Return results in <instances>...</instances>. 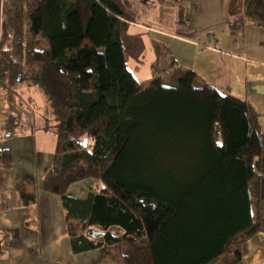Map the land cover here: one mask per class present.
Listing matches in <instances>:
<instances>
[{
  "label": "trees",
  "instance_id": "16d2710c",
  "mask_svg": "<svg viewBox=\"0 0 264 264\" xmlns=\"http://www.w3.org/2000/svg\"><path fill=\"white\" fill-rule=\"evenodd\" d=\"M5 10L0 0V100L29 107L8 96L27 81L49 103L55 124L43 129L57 143L43 190L61 198L73 252L113 248L116 264H247L243 246L264 233V132L251 105L201 83L155 39L153 70H170L177 85L139 83L128 62L145 46L130 34L128 0H38L24 18ZM229 16L264 28V0H232ZM21 127L10 117L5 130ZM11 162L0 149V166ZM89 180L100 190L69 194Z\"/></svg>",
  "mask_w": 264,
  "mask_h": 264
},
{
  "label": "crops",
  "instance_id": "0c3cea01",
  "mask_svg": "<svg viewBox=\"0 0 264 264\" xmlns=\"http://www.w3.org/2000/svg\"><path fill=\"white\" fill-rule=\"evenodd\" d=\"M128 1L137 14L130 34L141 36L145 46L138 64L128 62L139 83L170 73L153 70L157 56L152 39L162 41L179 66L193 71L201 83L248 102L264 132V28L230 17L232 0H157L158 7ZM12 110L0 100V149L12 157L9 168L0 166V264H116L103 250L73 252L61 198L43 190L53 167L56 135L43 129L44 115L39 114L6 132L9 117H25ZM86 183L74 184L69 194L84 198L90 189ZM243 256L247 264H264L263 233L243 246Z\"/></svg>",
  "mask_w": 264,
  "mask_h": 264
},
{
  "label": "rangeland",
  "instance_id": "374dc122",
  "mask_svg": "<svg viewBox=\"0 0 264 264\" xmlns=\"http://www.w3.org/2000/svg\"><path fill=\"white\" fill-rule=\"evenodd\" d=\"M37 1L38 0H2V4H3L4 8L6 9L5 11H7L9 9L10 10L17 9L18 11L21 10L22 11V17L24 18L27 15V11L32 6H34ZM141 1L142 2L150 1V3H149L150 5H156L158 7L157 0H141ZM145 12H146V10H145ZM2 17H3V15H2ZM168 20H169V17H168V13H167V14H165V19L163 21L168 22ZM131 27H132V24L130 25V28ZM26 30H27V28H26ZM135 62L137 64L139 63V61H135ZM162 85L164 87H170V88L176 86L177 85L176 76L174 74H171L168 72L166 75L163 76ZM9 87H10V89H9L8 96L12 97V98H9L12 102H14V100L19 102V100L22 98L24 100H28L30 98L29 107H25L26 109H24L20 106H17V105L15 106V104L12 105V104L8 103L10 105V107L13 108L12 111L17 113V115L21 114V113H23V115H25V117L23 116V119H19L18 117H15L16 119H19L20 122L21 121H27L25 118H28L29 116L34 117L35 115L39 114L41 116L44 115L43 118L45 119L46 127H48L49 125L52 126L55 124L54 119L51 117V115L48 112L46 113L44 110L41 111L40 109L37 108L38 105H40L41 107H45L46 109L49 107V103H48L46 97L43 95V93L38 88H35V87L33 88V86L27 81H22L21 83L9 85ZM15 97H17V98H15ZM37 99H38L40 104L37 102ZM90 145H92L91 140H90ZM84 182L85 181L78 182L75 184V186L81 185ZM86 182L87 183L85 184V186L87 188H88V186H90L96 192L100 190L101 185H102L97 180H89ZM64 215H65V212H64ZM65 227H66V231H67L66 221H65ZM67 233H68V231H67ZM103 251L105 253H108L109 255H112V257L115 259V255H116L115 249L108 248V249H104Z\"/></svg>",
  "mask_w": 264,
  "mask_h": 264
},
{
  "label": "water",
  "instance_id": "95a60500",
  "mask_svg": "<svg viewBox=\"0 0 264 264\" xmlns=\"http://www.w3.org/2000/svg\"><path fill=\"white\" fill-rule=\"evenodd\" d=\"M94 234H97V232H94Z\"/></svg>",
  "mask_w": 264,
  "mask_h": 264
}]
</instances>
